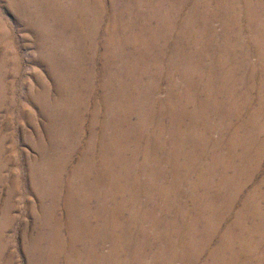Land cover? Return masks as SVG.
<instances>
[{
  "label": "rangeland",
  "instance_id": "1",
  "mask_svg": "<svg viewBox=\"0 0 264 264\" xmlns=\"http://www.w3.org/2000/svg\"><path fill=\"white\" fill-rule=\"evenodd\" d=\"M0 264H264V0H0Z\"/></svg>",
  "mask_w": 264,
  "mask_h": 264
}]
</instances>
